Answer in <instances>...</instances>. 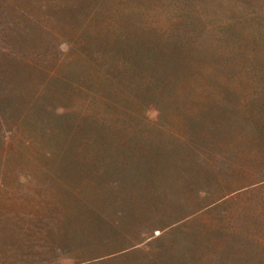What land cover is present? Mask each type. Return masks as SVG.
Listing matches in <instances>:
<instances>
[{"label": "rangeland", "instance_id": "374dc122", "mask_svg": "<svg viewBox=\"0 0 264 264\" xmlns=\"http://www.w3.org/2000/svg\"><path fill=\"white\" fill-rule=\"evenodd\" d=\"M16 1L0 0V43L15 51L47 47L43 30L16 21ZM57 2L63 5L52 9L66 24L117 50L126 39L159 46L157 37L177 74L164 90H146L134 75L129 90L143 103L125 101V112L90 100L87 116H58L40 101L16 128L33 89L51 102L73 99L60 81L40 91L29 68L16 74V63L11 69L0 55L7 126L0 264H264V0ZM20 3L33 8L32 0ZM185 25L193 33L184 38ZM58 70L68 78H102L75 53ZM84 200L105 213L88 212ZM119 206L128 213L117 227ZM138 215L149 220L139 230ZM108 234L111 246L146 240L135 251L82 255L86 242Z\"/></svg>", "mask_w": 264, "mask_h": 264}, {"label": "trees", "instance_id": "16d2710c", "mask_svg": "<svg viewBox=\"0 0 264 264\" xmlns=\"http://www.w3.org/2000/svg\"><path fill=\"white\" fill-rule=\"evenodd\" d=\"M58 0H32V9H29L20 3V0L16 1V21L20 23L30 22V25L43 30L48 36V46L42 47L33 44V46H16V51L3 43H0V55L4 57L6 65L9 68L14 69L13 64L16 63V74L23 73L26 68L30 69L29 80L32 85L38 86L39 90H43L50 81L64 82L68 87L63 93L66 96L71 97L73 100H55L51 102L45 98L42 94H39L38 90H32L31 93L25 98L21 109L16 114V128L19 126L25 116L29 112L33 111L35 105L42 101L43 106L49 111V108L53 110L58 116H71L75 113V110L81 112L82 117L87 116L84 113L85 105L90 100H96L98 103H102L106 109H112L114 112H125L127 105L125 101L133 100L137 105L143 103V99L139 97L140 93L129 90V83L133 80V76L136 75L141 82H145V87L164 90L169 86L173 87V78L177 74L176 71L170 73L169 67L172 61L167 55L160 54L167 53L161 46L159 39V46L153 41H140L126 39L124 43L126 48L124 50H117L109 45L108 41L100 42L97 38L86 36L82 34L80 26L74 24H66L65 20L55 13L52 6H60ZM69 8V5H68ZM73 10H76L77 4L72 6ZM54 22L61 23L64 28L59 29L55 26ZM186 28L182 30L183 37L192 34L191 27L185 25ZM166 35H171V32H167ZM65 43L67 49L61 52L58 49V45ZM72 53L84 58V60L92 66L101 69L102 78L93 77L85 79L81 77L68 78L60 73L58 70L63 57L67 55L72 57ZM163 59V60H162ZM122 66L121 72H112L110 69L103 68L104 65ZM136 70L132 72L133 70ZM170 69H172L170 67ZM3 78L0 76V164H1V149L3 144V131L6 130V118L4 110L1 106V100L5 96L2 88ZM106 81L108 84H106ZM151 82V85L148 83ZM89 83H92L89 84ZM99 85L98 87H96ZM103 88V89H102ZM77 99L80 103L79 109H75L74 101ZM79 105V104H78ZM61 108L60 111H57ZM86 118V117H85ZM51 152V150H50ZM113 186H118L120 180L113 179L110 181ZM139 183V182H138ZM93 186H87L86 190L93 192ZM120 197V194L117 196ZM137 201H143L141 196H136ZM83 206L88 207V212L94 214H104L106 209H99L84 200ZM110 207V206H107ZM117 219L115 220L116 226H121L124 221L125 215L128 213L126 207L119 206L116 208ZM185 216H183L184 218ZM148 219L151 216H147ZM144 220L142 216L138 215L135 219L136 229L142 228ZM121 229V228H120ZM162 229V228H161ZM122 230V229H121ZM114 237L111 234L100 236L97 239L86 242L82 246V255L85 253H94L99 255H117L119 253H125L135 249V245L140 242H144L146 237L141 236L134 240L133 243L127 246H111L114 241ZM120 247V248H119ZM94 251V252H93ZM103 253V254H101ZM154 264H160L159 260H155ZM162 264V263H161ZM170 264V263H168Z\"/></svg>", "mask_w": 264, "mask_h": 264}]
</instances>
